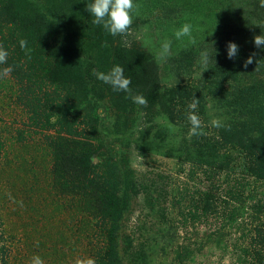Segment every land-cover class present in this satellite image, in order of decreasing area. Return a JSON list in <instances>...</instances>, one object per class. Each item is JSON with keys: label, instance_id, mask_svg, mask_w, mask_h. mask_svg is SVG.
Returning a JSON list of instances; mask_svg holds the SVG:
<instances>
[{"label": "rangeland", "instance_id": "obj_1", "mask_svg": "<svg viewBox=\"0 0 264 264\" xmlns=\"http://www.w3.org/2000/svg\"><path fill=\"white\" fill-rule=\"evenodd\" d=\"M1 2L28 42L24 54L42 58L31 70L62 85L63 112L80 132L63 136L70 153L88 159L96 184H81L78 194L67 192L69 181L52 185L53 156L44 140L56 137L55 129L29 124L14 81L0 79V261L95 260L111 224L118 264H253L264 181L249 174L238 148L221 151L223 169L206 159L217 147L238 145L229 126L240 94L264 90V78L256 77L264 61V46L254 43L264 34L256 1L134 0L139 10L130 34L115 37L92 23V0ZM185 23L195 43L175 37ZM165 41L171 47L161 58ZM229 42L238 45L232 59ZM203 51L210 57L205 71ZM115 65L131 80L130 92L113 91L92 74ZM137 94L146 106L133 103ZM193 96L205 134L189 137ZM254 113L256 120L264 116ZM213 119L224 127H211Z\"/></svg>", "mask_w": 264, "mask_h": 264}, {"label": "trees", "instance_id": "obj_2", "mask_svg": "<svg viewBox=\"0 0 264 264\" xmlns=\"http://www.w3.org/2000/svg\"><path fill=\"white\" fill-rule=\"evenodd\" d=\"M255 1L258 8L256 9L258 18L260 17L259 23L262 24L264 22V7L260 6V0ZM21 39V30L7 13L4 14V5L2 6L1 2L0 44L8 52V57L6 64H0V71L5 68L12 69L9 75L14 81V99L26 110L29 124L43 132L48 131V129H55L56 137L45 136L44 140L51 156H53L50 169L52 185L54 179L57 181L54 184H61L59 180L62 182L69 181L72 190L67 192L78 194L81 191V184H84L85 187L91 183L96 184V178L89 177V172L93 171L88 159L86 158L84 161L81 154L75 151L70 153L69 151L72 149L68 146L66 137L63 136H80L77 120L74 116L65 115L63 112L62 85L52 83V80L47 79L38 71L31 70L33 63L35 66L36 63H40L42 58L41 56L30 57L32 56L30 53L24 54L19 44ZM257 65L256 77L261 80L264 78V61H259ZM263 93L264 90L260 89L253 91V93L244 91L240 94L242 104L237 109V115H232L233 118H231L229 126V134L234 135L233 138H237L239 143L234 147L215 148L207 156L206 161L209 166L218 167V169L222 167L223 169L224 165L227 166V164H222V152L230 153L231 149L238 148L250 161L251 167L247 170L249 174L257 180L264 181V116L258 120L251 117L254 112V114L264 113ZM226 157H230V154L227 153ZM63 175L70 179H65ZM255 233L256 237L253 239L252 250L253 264H264V224L258 226ZM112 243L113 246L111 244L110 224L106 231L105 248L95 259L96 264H118L113 240ZM0 264L5 263L2 260Z\"/></svg>", "mask_w": 264, "mask_h": 264}, {"label": "clouds", "instance_id": "obj_3", "mask_svg": "<svg viewBox=\"0 0 264 264\" xmlns=\"http://www.w3.org/2000/svg\"><path fill=\"white\" fill-rule=\"evenodd\" d=\"M260 6L264 7V0H260ZM87 11L90 13L92 23L101 26L111 36H126L130 34L131 26L133 24V14L138 13L139 5L134 3V0H92L91 3L86 5ZM192 26L185 23L179 30L175 32L176 39H182L189 37L192 43L195 40L191 38ZM254 43L257 47L264 45V34L254 37ZM22 50H27L28 42L24 39L19 41ZM171 41H165L162 44L161 58H165L170 51ZM238 54V45L229 42L227 47V56L229 59L235 58ZM8 52L0 44V64L7 63ZM209 54L206 51L201 52L199 63L203 67V71L207 70V64L209 62ZM253 59L251 56L245 61V67L251 64ZM11 68H5L0 71V79L6 77L11 72ZM202 71V72H203ZM201 72V73H202ZM92 74L97 80L104 84L110 85L113 91L116 92H130L131 80L124 75V68L120 65L113 66L108 72L97 71L93 69ZM133 103L141 106H146L147 99L137 94L131 97ZM199 99L194 98L188 104L187 119L191 125L189 129V137L199 136L205 134L203 129L205 125L200 116L196 114V110L199 105ZM211 127L222 128L224 124L219 119H213L210 123ZM143 157L140 155L139 162L142 163ZM136 162H133V167H136ZM31 264H44V261L39 256H34L31 260ZM75 264H96L92 258L77 259Z\"/></svg>", "mask_w": 264, "mask_h": 264}]
</instances>
